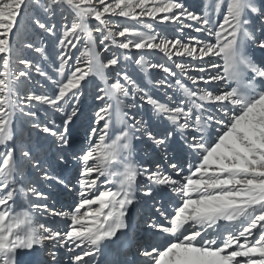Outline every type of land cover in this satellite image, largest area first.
I'll return each mask as SVG.
<instances>
[{"label": "snow or ice", "instance_id": "obj_1", "mask_svg": "<svg viewBox=\"0 0 264 264\" xmlns=\"http://www.w3.org/2000/svg\"><path fill=\"white\" fill-rule=\"evenodd\" d=\"M31 6L47 14L49 20L56 7H67L73 19L70 25L63 26L59 45L62 49L66 45L76 48L74 40L84 41L75 66L69 65L72 57L66 51L59 56L57 71L62 79L53 81L56 85L53 95L31 93L21 97L19 92V85L32 71L48 78L47 73L24 58L22 51L12 42L18 17L23 9ZM225 6L226 11L222 12ZM212 12L223 16L222 23H213ZM250 15L264 17V11L257 8L254 0H205L201 15L190 12L179 0H0V146L7 147L13 140V117L17 112H23L20 100L26 99L63 115V126H57L59 131L47 126L39 130L54 137L61 148L71 151L69 125L77 116V109L73 107L68 113L64 105L70 99L78 100V90L89 77L99 79L104 85L99 89L103 94L97 97L98 100L116 101L117 123L123 126L119 134L107 142L113 106L106 103L96 113V124L104 123L99 133L96 128L91 130V136H99L98 142L80 156L83 165L79 173L80 200L72 211L50 210L47 205L30 201L26 208L15 210L18 196H34L37 200H47L48 197L30 185L18 186L22 181L17 179L21 173L15 159V147H7L6 152L0 153V193H4L0 195V264H26L20 260V255L36 249L43 251L46 244L67 247L69 251L87 248L72 260V264H87V258L95 256L105 241L117 238L118 233L129 228L126 217L129 209L137 203L140 178L152 186L165 187L181 198L174 215L167 220V226L148 223L147 227L175 237V240L162 250L153 247L141 252L140 255L146 258L145 264H264V86L258 89L256 83L257 80L264 82V68L244 51L248 43H255L264 50V42H258L249 27ZM114 17L137 24L142 19L155 21L160 17V23L179 24L181 28H191L213 40L195 39L185 43L182 39L160 38L149 24H144L145 30L141 31L114 23L110 19ZM31 20L41 31L54 34L55 24L49 26L37 16ZM90 20L100 26L96 31L103 33L101 44L109 42L123 50H156L169 60L188 57L203 61L220 57L223 72L211 74L205 67L193 69L177 63L175 67L182 73L199 71L208 75L200 79L186 77L193 87L177 79L176 86L185 100L174 107L154 99L127 73L118 72V78L109 83L107 70L119 64V57L113 56L106 62L100 59ZM185 21L194 22L198 27L193 28ZM23 47L44 55L43 47L27 42ZM104 51H108V47ZM135 63L145 73L161 67L168 75H175L167 67L149 63L143 56ZM210 67L217 69L221 65L212 63ZM221 81L236 86L219 94L198 87ZM121 96L130 100L139 96L151 107L154 115L166 120L173 130L159 136L154 134L146 121L134 114L128 115L125 110L137 105L125 103ZM207 105L218 106L223 116L228 117L227 122L205 116ZM227 105H231V109L225 110ZM235 109L239 111L230 115ZM23 114L35 116L31 112ZM211 122L223 125L224 131L215 141L206 143L204 133ZM33 126L39 128V125ZM189 130L200 133L199 140L194 135L183 137L187 148L200 154V161L190 174L182 176V170L175 163L170 165L173 176L160 171L159 164L155 171H149L132 160L133 140L144 138L151 141L166 159L174 132L183 135ZM19 151L33 167L39 166L32 160L30 151L23 147ZM114 165L119 167L114 168ZM101 177L106 178L107 184L114 185V189L100 191L97 182ZM44 179L56 178L45 175ZM142 195L151 196V189L143 191ZM40 213L68 221L67 230H53L36 222L35 217ZM222 222L234 226V230L230 229L228 235L222 234L218 230ZM45 255L53 261L56 259L55 251Z\"/></svg>", "mask_w": 264, "mask_h": 264}, {"label": "rangeland", "instance_id": "obj_2", "mask_svg": "<svg viewBox=\"0 0 264 264\" xmlns=\"http://www.w3.org/2000/svg\"><path fill=\"white\" fill-rule=\"evenodd\" d=\"M112 2V0H109ZM179 2L183 3L185 7L193 13L201 15L204 11V4L205 0H179ZM257 8L264 11V0H254ZM226 11V6L222 9V12ZM33 16L39 17L43 22H46L51 26L55 24L54 34L49 35L38 29L33 23L31 18ZM73 14L67 7H56L54 9V15L52 16L51 20L48 19L47 14L43 13L35 6H31L29 8L23 9L21 15L18 17V23L16 28H14V32L12 34V42L13 44L22 51L24 58L32 61L37 67H40L43 71H45L48 75V78L37 74L35 71L30 73V76L27 80H23L22 83L19 85V92L20 96L24 97L27 94L35 93V94H48L53 95L56 92V85L53 81H59L62 78L60 77L57 69L59 66V56L62 55L65 51L68 53L72 59L69 61L70 66H75L77 59L80 57V53L84 46V41L81 39L77 43L76 48H72L71 45H66L64 49H62L59 45V40L63 38V26L72 22ZM114 23H117L122 26H129L136 28L137 30L144 31L143 28L144 24H149L152 28L159 34L160 38H167V39H182L183 42L188 43L191 40L195 39H207L212 41V37H206L203 33H198L193 31L191 28H181L179 24H172V23H160V17L157 20L153 21L150 19H142L139 24L134 21H129L125 18L121 17H114L110 18ZM212 20L213 23L219 24L223 21L222 15H217L212 12ZM251 23L249 27L254 31L256 39L258 42H264V17L250 15ZM185 23H191L193 28L198 27L194 22L185 21ZM90 28L92 30V34L96 40V49L100 53V59L102 61H107L108 59L112 58L113 56L119 57V64L113 68L107 70V79L109 83L114 82L118 77L117 73H127L136 83L142 88L144 91L148 92L154 99L162 102L168 103L170 106L174 107L176 104L185 100L183 94L178 90L176 86V80L180 79L186 86L193 87L191 85L190 80L186 77H194L200 79L201 77H205L208 73H203L199 71H189L182 73L180 69H177L175 65L177 63L185 64L193 69L198 67H205L210 68L209 71L211 74H220L223 72V60L220 57H216L215 60H211L206 58L205 60H193L188 57H173L172 60H169L163 53L152 50V51H136L135 49L131 50H123L111 45L109 42H105L103 44L100 43L102 39L103 33L96 31L97 27H100L94 20L89 21ZM27 42L37 47L44 48V55L41 56L40 54L34 52L30 48H24L23 44ZM119 42V40L117 41ZM195 46V45H193ZM108 47V51H104V48ZM245 54L248 55L253 61L260 67L264 68V50L257 47L255 43H248L245 45ZM141 56L144 57L145 60H148L149 63H155L157 65L169 68L173 73L174 76H170L165 73L161 67H157L155 69H149L146 73L142 71L135 63L137 59ZM212 63H218L221 65L220 68L211 69L210 65ZM19 68L23 69L22 65L18 66ZM66 76L68 73L66 72ZM251 78V73L248 74V79ZM163 82V83H161ZM187 83H190L188 85ZM257 88H261L264 86V82L257 80ZM217 88L216 91H213L216 94L222 93L223 91L230 90L232 87L236 85L234 83H227L221 81L220 83L214 84ZM103 83L95 78L89 77L85 81L82 82L80 89L78 90V100L77 99H70L67 104L64 105L65 112L70 113L72 108L75 107L77 109V116L73 119V123L69 125V132L70 136L74 135L73 140L74 142H80L81 139L82 144L78 148H73L72 150L63 149L60 147L59 142L52 136L46 135L41 132L39 129L45 126L59 131L60 127L63 126V115L59 112L54 111L52 108H49L46 105H40L36 102H29L26 99H21L20 103L23 107V112H31L35 113V116L24 115L23 112H17L16 118V126L18 128V136L16 137V141L12 140L9 142L7 147H15L17 154H15V159L17 162V167L22 175H26L27 171L29 170L27 162L22 155H20L19 149L21 147L25 148L26 150L30 151V153L35 152L36 150H41L46 146L50 145V141L55 139L56 144L53 145L55 153L60 154L59 159L66 160L68 165L67 168L62 169H55L51 170L49 173H45L42 168L35 167L36 174H38L42 181L52 183L51 187L60 185L63 189H71L70 192L78 194L79 192V173L83 169V165L80 162V156L89 150L90 147H94L95 143L98 142L99 136H91V130L93 128L97 129L99 133L100 127L103 125V121L98 125L96 124V113L100 111L101 108L105 107L106 103L112 104V114L110 119H118L117 110H116V101H102L98 100L97 97L102 95L99 91L101 87H103ZM200 88H209V85L200 84L198 85ZM211 90V89H209ZM212 91V90H211ZM131 95V89L129 90ZM120 99L124 100L125 103H135L137 107L132 109H126L128 115H135L138 119H142L146 121L149 125L150 130L156 135H162L171 130L169 128V124L166 120L162 117H157L154 115L151 107L147 104H144L143 101L140 100L139 96H137L134 100H130L123 96ZM210 105H207V110L204 113L205 116L214 117L216 120H223L221 116H223L222 112L219 108H215L210 110L208 108ZM231 109V105H227L225 110ZM212 111V113L210 112ZM239 111V109L232 110L230 115H234ZM225 117V116H224ZM227 122V119H225ZM54 122V123H53ZM39 125V128L34 127L33 125ZM211 128H217V124L211 122L209 124ZM60 126V127H57ZM224 131V130H223ZM193 132L185 131L183 135L178 133V138L181 141L180 143H184V136L191 137ZM116 134H110L109 140L107 142H111L114 139ZM140 147L138 148V160L141 158H149V152L147 150L156 147L148 141L147 139L141 138ZM7 147L0 146V153L6 152ZM155 149H151L150 151H154ZM17 155V156H16ZM55 154H48L44 160L51 158L53 159ZM34 161V160H33ZM143 159L141 160V162ZM200 160H198L199 163ZM140 162V161H139ZM30 163V162H29ZM75 163V164H73ZM185 163V161H184ZM158 163H152L151 169H155ZM172 164V163H171ZM33 167V164H31ZM142 167H147V160L143 161ZM30 166V165H29ZM117 168L116 166H113ZM149 167V166H148ZM179 167V166H178ZM181 171V175L185 174V170L183 167H179ZM194 170V169H193ZM69 171L70 173H74L76 177L73 179H69ZM33 172V173H34ZM45 175H50L55 177V180L48 181L44 179ZM75 179V180H74ZM33 180L28 179L25 177V183L28 187L29 185L32 187L37 188L36 185L31 183ZM59 181V183L57 182ZM74 181L73 184L70 182ZM57 183L58 185H55ZM54 184V185H53ZM55 189H53V195H55ZM103 190V189H102ZM139 191L143 192L146 191L144 188V184L142 181L139 184ZM40 192V190H39ZM43 193V192H42ZM46 195V193H43ZM49 196L48 201H51L50 198L54 196ZM62 196V195H61ZM34 197V196H33ZM75 202L73 205L68 206L63 211H72L74 207L79 203L80 197L79 195L74 199ZM158 200H155L157 202ZM70 200L67 202L69 205ZM54 205V204H53ZM25 207V205H24ZM56 208L50 207L52 210L59 211L58 205L55 206ZM42 217L45 216L47 219L50 218L48 214L43 213ZM139 217L135 220V225L137 222H140L142 217ZM153 220H156V217H151ZM165 221L169 218L166 216L164 217ZM162 218V220H164ZM36 221V220H35ZM68 222V221H67ZM69 223V222H68ZM148 225V224H147ZM144 226V225H143ZM226 234V233H224ZM153 243V242H152ZM144 244V242L142 243ZM46 250V252H49Z\"/></svg>", "mask_w": 264, "mask_h": 264}, {"label": "bare ground", "instance_id": "obj_3", "mask_svg": "<svg viewBox=\"0 0 264 264\" xmlns=\"http://www.w3.org/2000/svg\"><path fill=\"white\" fill-rule=\"evenodd\" d=\"M187 84L190 85V83ZM208 89H211L212 91L217 90L214 84L209 85ZM217 107L218 106L216 105H210V107L208 106L210 110L215 109ZM210 112L212 113V111ZM16 118L17 115L13 117L14 141H16V137L19 135L18 128L16 126ZM221 118H223L224 121H226L225 119H227V117L224 116H221ZM117 121L118 119H111L112 127L110 128V134L118 135L120 129L123 127L121 124H118ZM168 127L173 130V126L169 125ZM223 130V125H217L215 131L213 128H211L210 125H208L204 133L205 142L212 143L216 140L218 134ZM160 133L162 135V131ZM178 133L179 132H174L173 141L170 142V147L168 149L166 159L161 157L160 151L157 148L155 149L151 147V149L155 150L150 151L151 149H149L146 151L149 152V158H141L138 160L137 158L140 157H138L139 154L137 150H139L138 148L140 147L141 140H133L131 150L132 160L141 168L144 167H142V165L140 164H142L143 161L147 160V164L149 167L147 166L146 168H148L149 171L156 170V167L155 169H151L153 162L158 163L160 165V171L173 176L174 172L171 169L170 165L171 163H175L177 164V166L183 167V170H185V174H190V170H193L198 164V160H200V154L197 152H192L190 149L187 148L184 143H180L181 141H179L180 139L178 138ZM74 135L70 136V139L72 144H74L73 148L75 149L78 148L82 144V142H85V140L81 141V139H79L80 142L75 143L73 140ZM193 135L196 136L199 140L200 133H193ZM55 144V139H52L50 141L49 146H46L41 150H36L35 152L30 153L32 160H34V162L39 165L38 168H42L45 173H49L51 170L55 169L67 168V161L59 159L60 154L55 153V150L53 148V145ZM17 152L18 151H16L15 154H17ZM48 154H55V157L53 159L48 158L44 160V158ZM142 159L143 161L141 162ZM31 164L32 163H29V161L27 162L29 170L27 171V174L25 176L21 174L17 177L18 180L22 181V185L18 186L27 187L25 183V177H28V179L33 180L31 183L37 186V191L40 190V192L46 193L48 199L49 196L53 195L52 191L54 188H57L55 189L56 194L53 195V198H50L51 201H48V199L37 200L33 196H29L27 198H24L23 196H18L17 201L15 203V210L19 211L23 208H26L29 204V201L33 204L47 205L50 210H52L50 207L56 208L55 206L57 205L59 211L65 210V208H68V206L70 208V206L73 205V203L75 202L74 199L78 196V194L70 192L67 189H63L57 183H55V185L58 186L51 187L52 183H46L42 181L41 177L36 174V172H34L35 167H32ZM118 167L119 166L117 165V168ZM68 174L70 180L76 177V175H74V173L72 172L70 173V171ZM141 181L144 184V188H146V190L151 189L152 195L149 197H145L142 195L143 192L138 191L136 197L137 203L129 209V215L126 217V221L129 224V228L121 233H118L117 238H114L110 241H105L100 246V249L98 252H96L95 256L87 258V264H145L146 258L140 255L141 252L150 251L153 247L162 250L165 246L169 244V242L175 240V237L159 233L155 229L147 227V224L153 223L167 226V221H165L164 217L166 216L170 219L174 215V209L180 205L181 198L174 195L172 191L165 187H155L148 184V182L143 178L139 179L138 185ZM70 183L73 184L74 181H71ZM97 183L99 185L100 191H103L106 188L114 189V185L107 184L106 178L104 177H101ZM6 191L7 190H5V192ZM3 194L4 193H0V195ZM69 200L70 203L68 205L67 202ZM155 200L158 201L155 202ZM157 209H159V211H157ZM42 214L43 213H40L35 217L36 222L44 224L45 226L53 230H67L69 223L66 220H61L59 217H50L47 219L45 216L42 217ZM137 216H141L142 219L135 225V220L139 218ZM151 217H156V220H153ZM162 218L164 220H162ZM230 229L234 230V226L228 225L224 222H222L221 225L218 226V230L222 234L226 233L224 235H228ZM209 232H211V230H209ZM143 242L144 244H142ZM49 248L50 251L56 252V259L54 261L44 254V252L46 250H49ZM87 250V248H74L72 251H69L67 247L59 248L54 247L52 244H46L43 251H41L40 249H36L31 253H22L20 255V260L22 262H26V264H40V262H45V264H72V260L77 254H83V252Z\"/></svg>", "mask_w": 264, "mask_h": 264}]
</instances>
